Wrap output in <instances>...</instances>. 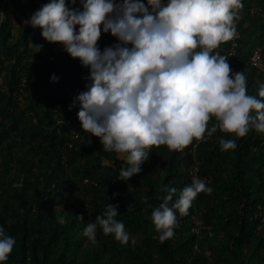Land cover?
<instances>
[{
	"label": "trees",
	"instance_id": "trees-1",
	"mask_svg": "<svg viewBox=\"0 0 264 264\" xmlns=\"http://www.w3.org/2000/svg\"><path fill=\"white\" fill-rule=\"evenodd\" d=\"M10 1L12 9L7 5L0 23V226L16 243L6 264H264V134L250 130L227 152L220 140L235 137L219 130L183 152L153 148L140 174L119 180L125 159L104 151L74 112L80 110L74 98L91 82L90 70L67 53L56 56L54 48L63 46L24 24L49 0ZM242 3L236 55L231 41L214 52L228 58L232 72H244L247 94L264 99L258 96L264 69L250 64L256 50L264 57V0ZM115 43L102 31V50ZM35 45H42L40 52ZM46 63L55 70L50 76L58 78L60 99L45 96L39 86ZM60 69L67 73L59 75ZM64 76L71 80L70 91ZM23 96L24 104L18 101ZM193 178L213 191L200 193L185 215L176 212L174 236L162 243L151 212L166 188L177 189L174 202ZM109 203L119 206L116 219L130 235L127 245L99 228L96 244L83 235ZM81 215L84 221L77 219Z\"/></svg>",
	"mask_w": 264,
	"mask_h": 264
},
{
	"label": "clouds",
	"instance_id": "clouds-1",
	"mask_svg": "<svg viewBox=\"0 0 264 264\" xmlns=\"http://www.w3.org/2000/svg\"><path fill=\"white\" fill-rule=\"evenodd\" d=\"M71 5L49 0L24 24L40 29L47 42L62 45L90 70L91 82L73 106L79 105L82 129L99 138L104 151L125 159L119 180L140 174L153 148L183 152L219 130L235 137L220 140L227 152L250 130L264 134V99L247 94L244 72H232L228 58L214 52L237 35L242 0H79V7L71 0ZM102 31L117 40L103 51ZM35 46L40 52L42 45ZM258 96L264 98V84ZM165 191L150 217L162 243L174 236L176 212L185 215L200 193L213 189L193 178L174 202L177 189ZM118 207L109 203L86 224L83 235L92 244L98 228L129 243V233L116 219ZM77 219L84 221L82 215ZM15 243L0 226V264H6Z\"/></svg>",
	"mask_w": 264,
	"mask_h": 264
},
{
	"label": "rangeland",
	"instance_id": "rangeland-1",
	"mask_svg": "<svg viewBox=\"0 0 264 264\" xmlns=\"http://www.w3.org/2000/svg\"><path fill=\"white\" fill-rule=\"evenodd\" d=\"M7 5H9V8L8 9H12V2L10 1V0H8V2H7ZM7 10V6H6V8H5V10H4V12ZM1 13H3V11H2V9H1ZM33 15V14H32ZM4 17H5V13H4ZM22 20V19H21ZM19 28V25H18V23H14V32H16L17 31V29ZM54 51L56 52L55 54H56V56H58L59 58H61L60 56L61 55H63L64 53H66L65 51H64V49L63 48H57V47H55L54 48ZM101 51H103L102 49H101ZM48 53V52H47ZM68 54V53H67ZM42 61H44V60H41V62ZM13 62H14V60H13ZM61 68V67H60ZM27 69V71H30L31 69L28 67V68H26ZM52 68H51V66H50V63H46L45 65H44V71H45V74H44V76L46 77V79H45V83L43 84V83H39V86L41 87V89H42V93L45 95V96H47V95H49V94H51V95H53V97H55V99H60V98H62V97H64V95H63V93H61V88H60V86H59V84L58 83H56V82H54L53 80H52V76H50V71L51 72H55V70H51ZM55 69H57V68H55ZM59 69V68H58ZM64 72H66L65 70H58V74L59 75H63V73ZM67 73V72H66ZM70 74V73H69ZM81 78V82L82 81H84L85 79L84 78H82V77H80ZM72 79H73V76H72ZM2 81H3V77H0V85H1V83H2ZM64 84H65V87H64V89H65V91H70V87H71V80L69 79V77H66V76H64ZM25 97L26 96H23V97H18V101L20 102V103H22V104H24L25 102H26V99L27 98H29V99H31V95H29L28 94V96L26 97V99H25ZM29 99H27V100H29ZM74 112L76 113L75 115H76V117H78L77 116V111H75L74 110Z\"/></svg>",
	"mask_w": 264,
	"mask_h": 264
},
{
	"label": "built area",
	"instance_id": "built-area-1",
	"mask_svg": "<svg viewBox=\"0 0 264 264\" xmlns=\"http://www.w3.org/2000/svg\"><path fill=\"white\" fill-rule=\"evenodd\" d=\"M240 38V33L239 30L237 28V35L234 37V39L231 40V54L233 56L236 55V47L238 46V40ZM250 64L260 70L264 69V57L262 54V50L258 49L254 52V54L252 55V57L250 58ZM62 124V122H61Z\"/></svg>",
	"mask_w": 264,
	"mask_h": 264
},
{
	"label": "water",
	"instance_id": "water-1",
	"mask_svg": "<svg viewBox=\"0 0 264 264\" xmlns=\"http://www.w3.org/2000/svg\"><path fill=\"white\" fill-rule=\"evenodd\" d=\"M7 2H8V0H5L3 5H2L3 14L5 13L4 10H5L6 6H7Z\"/></svg>",
	"mask_w": 264,
	"mask_h": 264
}]
</instances>
